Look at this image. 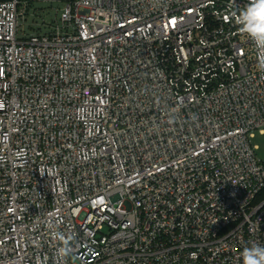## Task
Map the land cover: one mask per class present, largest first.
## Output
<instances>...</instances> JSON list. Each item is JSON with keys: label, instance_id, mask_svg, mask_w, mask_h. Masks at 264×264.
I'll return each mask as SVG.
<instances>
[{"label": "built area", "instance_id": "1", "mask_svg": "<svg viewBox=\"0 0 264 264\" xmlns=\"http://www.w3.org/2000/svg\"><path fill=\"white\" fill-rule=\"evenodd\" d=\"M250 0L0 2V264H243L264 245Z\"/></svg>", "mask_w": 264, "mask_h": 264}, {"label": "clouds", "instance_id": "2", "mask_svg": "<svg viewBox=\"0 0 264 264\" xmlns=\"http://www.w3.org/2000/svg\"><path fill=\"white\" fill-rule=\"evenodd\" d=\"M229 16L239 26L242 35L264 49V0H250L243 9L230 10ZM258 70L264 72V59L258 63ZM56 236L62 244L58 249V255L64 259V264H67V258L72 253L73 237L61 232H57ZM242 256L243 264H264V245L252 243L251 246L243 249Z\"/></svg>", "mask_w": 264, "mask_h": 264}, {"label": "rangeland", "instance_id": "3", "mask_svg": "<svg viewBox=\"0 0 264 264\" xmlns=\"http://www.w3.org/2000/svg\"><path fill=\"white\" fill-rule=\"evenodd\" d=\"M62 0H32L24 1L21 9L20 22L22 28L28 33L47 32V26H51L58 20L62 8ZM253 144L259 147L257 155L264 160V135L256 132Z\"/></svg>", "mask_w": 264, "mask_h": 264}, {"label": "trees", "instance_id": "4", "mask_svg": "<svg viewBox=\"0 0 264 264\" xmlns=\"http://www.w3.org/2000/svg\"><path fill=\"white\" fill-rule=\"evenodd\" d=\"M6 1H11V0H0V2H6ZM20 1H22V2H24V1L32 2V0H20ZM260 198L264 199V190L260 194Z\"/></svg>", "mask_w": 264, "mask_h": 264}]
</instances>
